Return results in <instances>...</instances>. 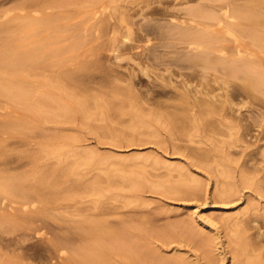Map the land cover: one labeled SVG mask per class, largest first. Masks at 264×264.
Here are the masks:
<instances>
[{
    "label": "rangeland",
    "instance_id": "obj_1",
    "mask_svg": "<svg viewBox=\"0 0 264 264\" xmlns=\"http://www.w3.org/2000/svg\"><path fill=\"white\" fill-rule=\"evenodd\" d=\"M29 1L0 0V51L22 34L0 58V264H107L88 228L129 222L137 236L145 218L163 257L242 264L238 230L264 225V95L225 85L179 37L204 0H104L103 25L70 14L31 37L19 26Z\"/></svg>",
    "mask_w": 264,
    "mask_h": 264
},
{
    "label": "bare ground",
    "instance_id": "obj_2",
    "mask_svg": "<svg viewBox=\"0 0 264 264\" xmlns=\"http://www.w3.org/2000/svg\"><path fill=\"white\" fill-rule=\"evenodd\" d=\"M103 1L104 0H31L27 5L28 9L30 10L28 11L24 21L20 22L21 24H19V26L23 31H26L27 35L29 32H35L37 29L39 30V33H42V31H44L45 29L44 27L50 25L51 22L53 24L56 23L57 20H60V22H62V20H66L67 22H69V20H67V16H70V14L76 16L77 13H85L86 15L90 14L91 17L89 16V19L94 18L96 19L95 24L99 25L102 23L103 25L105 21V16H103L105 14H103V9H101L102 5L103 7H105V4L102 3ZM204 1L203 3H198L197 6L186 10V15H188L190 22L188 24L185 22L183 23L182 21L179 22V24L181 23L180 25H184L183 29L181 28V31H179L181 33V36L179 37H181L183 41L186 40L187 42L199 44V46L203 47V51L195 55L197 56L195 57L197 58L196 60H201V63L203 61V64L205 63V66L207 67H219L223 74L226 76V78L224 77V83L230 82L232 84L233 82L234 84H236L234 82L235 80L238 81V84H241L242 82L241 86L243 88H240L244 89V91L247 92V97L248 95L250 97H254V95H256V92H261V94L264 95V0H252V2L251 0ZM146 2L148 3V5L150 4V2ZM145 6L147 5L145 4ZM49 9H58L59 14L57 13L56 15L52 12L53 10L51 11L52 13H47ZM166 14L169 15L171 18H174V16L176 15L175 13L170 12V10L166 11ZM77 16L79 17V15ZM73 18L74 16H72V19ZM171 18L168 20L171 21ZM74 20L75 18L73 19V21ZM184 21H186V19ZM163 24L164 23H162V25ZM174 24L178 25L177 22H175ZM170 25L171 24H169V27L172 26ZM73 26L74 25L72 24V27ZM146 26L143 25V28ZM74 28L75 26L72 29ZM67 29L68 28H66V30ZM178 29L180 30V27ZM7 30L8 31L6 32H10L9 28ZM64 30L65 29H63V31ZM27 31L29 32L27 33ZM11 33H9V35L7 36V43L5 41L6 46L2 51H0V58H3L7 55L9 56L10 53L8 50L13 53L14 49L11 50L12 46H9L11 45L10 43H12L13 41H19L20 35L22 36V34L17 35ZM32 33L29 35V37H31ZM216 53H218L219 56H216L218 55ZM240 80L241 82H239ZM222 88L223 87H221V89ZM225 91L227 92V90ZM13 95L18 101L24 100L27 97V94L25 92H17ZM252 99H255V97L251 98V100ZM53 103L54 102L48 100L47 98H41L38 102V105L53 106L54 108L59 107L61 109L65 108V106L62 107V105L54 106ZM244 103L245 105H247L245 101ZM248 104H250V102ZM172 118L173 117H171V119ZM54 185V182L49 183L48 180H42L41 182H39L38 186L49 188V190L53 193ZM2 189L11 192L14 195L17 193L22 194L23 192L16 185H14V183H11L9 185H3ZM36 189L37 186H30L29 191H36ZM58 193L60 194L61 192L58 191ZM25 196L26 193H23L22 197ZM44 197L45 200H50V197L45 194ZM141 222L144 224L142 225L140 223L142 227L146 224L144 228H146L147 230L143 229L142 227H139L140 229H138L140 234H138L137 236L132 235L131 232L129 233V228H131L127 225L129 222L126 224L122 223V225H119V227L117 228L114 226H109V228L107 227L104 233H99L98 229L102 228L105 225L103 222H100L88 228L87 233L90 237L87 238L99 241H101V239H106V253L109 257V261L107 262V264H113L110 261V258L113 259L115 258V256L119 257V261L121 264H183V261L180 256L163 257L161 256L160 252L158 253L155 251V249L152 248V246L150 247L148 245V242H146V239L149 235L151 236L150 229L148 227L153 221L149 222V219L145 218L141 220ZM164 228L160 233L164 237L170 236L173 233L175 234V232L177 231L176 229H178L174 225H170L165 229ZM253 228L256 229L254 233H247V231L241 232V230H238V242L240 245V252L243 256L241 262L242 264H264V246L260 241L254 239L255 237L257 238L259 236L263 237L264 239V231L262 233L259 232V229L264 228V225L257 227L250 226L249 230ZM151 231L153 230L151 229ZM154 236L157 235L154 234ZM207 254L210 255V253ZM74 264L80 263L75 262ZM91 264H95V262H92Z\"/></svg>",
    "mask_w": 264,
    "mask_h": 264
}]
</instances>
